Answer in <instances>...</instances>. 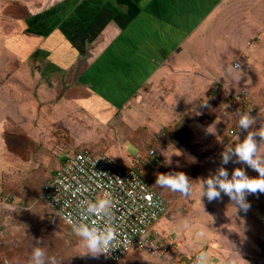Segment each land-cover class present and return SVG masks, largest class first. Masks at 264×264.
Masks as SVG:
<instances>
[{
    "label": "crops",
    "instance_id": "1",
    "mask_svg": "<svg viewBox=\"0 0 264 264\" xmlns=\"http://www.w3.org/2000/svg\"><path fill=\"white\" fill-rule=\"evenodd\" d=\"M75 1L53 0L48 9L43 8L31 14L34 17L62 3L66 6ZM89 3L91 5L94 3L95 6L93 23L101 25V28L94 29L95 38L90 35L91 32H87L85 37H80L82 48L78 53L75 51L71 61L65 60V52L70 51L66 42L64 49H60L63 52L61 57L56 55L54 49H47L49 42L51 46L55 45V41L65 38L60 27L61 21L53 22L55 29L47 36L45 34L48 30L40 31V34L36 32V35L34 31L36 26L35 29L22 27V32L32 41L25 46L31 49L20 53V60L11 68V77L20 78V82L6 81L8 87L5 90L0 85V114L5 110L2 106L17 101L23 105H30L32 110L35 107L39 108L42 92L39 82L33 75L34 67L30 65L31 62L27 63L33 47H36L37 57H46L48 63L53 65L50 67L63 74L61 79L57 78L61 84L56 90L58 99L116 106L109 112L105 111L109 114L107 117L111 114L116 115L127 120L130 123L128 126H132L139 123L140 115L146 117L151 111L166 113L170 106L166 102L167 98L176 95L175 106L182 119L189 116L191 109L201 111L208 109L212 113L210 119L212 128L214 126L220 128V120L229 119V127L233 126L237 130L235 146L249 133H253L258 145L256 156L264 162V138L259 135L264 131V75H262L264 71L262 73L251 71L248 74L233 72L241 67V62L236 57L232 59L231 64H228V61L225 66L218 67L215 59L218 54L215 51L219 46L214 48V41H218V37L215 36L223 34L219 31L222 27L227 28L224 32L230 35L229 41L243 40L247 46H250L251 42L258 44L264 41V0L255 3L251 0H89ZM64 32L69 40L73 38L70 33L72 28L68 24ZM197 34L202 36L207 34L202 39L211 44L209 47L201 46V54L207 57H203L205 59L202 60L194 59L196 67L193 66V69L188 71L185 58L197 55L199 46L194 43ZM13 35L15 38L10 39L17 42V33ZM224 39L228 41L226 35ZM191 43L193 44L190 46ZM206 47L207 50H212L206 52ZM80 59L84 60L85 66L82 79L86 78L88 84L71 85L70 81H65L67 68L78 63ZM235 61L240 62L239 66H233ZM261 67L264 69V65ZM190 72L198 75L191 81L190 78L185 80L184 74ZM93 88H96V93ZM241 88L246 90L245 100L256 113L249 115L254 123L248 129L239 127V118L245 114L238 104L237 106L234 104L231 95ZM192 95H196V99L190 100ZM142 106H148V109ZM220 115L226 118H220ZM45 116L52 126L58 124L56 118L50 114ZM226 131L219 132L215 140L211 139L214 151L221 147V135L226 134ZM62 161L63 158L57 167ZM214 164L215 167H207L206 172L200 174V181L198 179V182L196 180L189 182V191L192 193L190 196L178 193L175 203L178 202L177 204L185 208L184 210L173 212L174 203H169L165 199L170 210L164 217L167 218V230L163 231L174 236L180 251L186 255L193 253L198 257L201 253H206L211 256L206 264H255L257 259L254 260L248 251L242 250L252 245V248L254 245L258 246L250 235H257L260 238L258 242L264 243V193L246 194L245 200L250 207L247 212H243L236 211V205L223 191L219 199L212 201L208 200L206 193L201 196L200 191L202 188L206 190L207 178L224 179L219 174H214V171H226L228 179L232 178L236 168L242 169L250 177L258 176L259 173L247 163H241L235 153L229 157L223 169L218 168L217 162ZM201 231L204 233L203 236L200 235ZM126 257L117 264H121ZM182 258V264H191L193 260L184 255ZM160 262L170 263L164 259Z\"/></svg>",
    "mask_w": 264,
    "mask_h": 264
},
{
    "label": "rangeland",
    "instance_id": "2",
    "mask_svg": "<svg viewBox=\"0 0 264 264\" xmlns=\"http://www.w3.org/2000/svg\"><path fill=\"white\" fill-rule=\"evenodd\" d=\"M251 1L255 3L258 0ZM51 3L53 0H0V85L4 87V90L10 81L20 82V78L11 77V68L16 61L20 60V53L23 54L30 48L25 44L32 42L29 40L30 37L22 32V27L34 28L41 23L40 29L38 26L35 27L36 30L33 29L35 34H40L41 30L47 31L42 24L44 20L37 15L33 17L31 13L43 8L48 9ZM250 21L253 22L252 19ZM225 30L227 28L222 27L219 31L223 34L215 36V38L218 37V41H214V48L219 46L215 51L218 54L215 56L217 66H225L228 61V64H231L232 59L236 57L241 62V67L233 72L262 73L264 71L261 69L264 65V41L258 44L251 42L250 46H247L243 40L232 42L229 41L230 35L226 34ZM16 33L17 42H14L10 38H15L13 34ZM94 35H92L93 38L96 37ZM224 35L228 41L223 40ZM203 36L197 34L194 41L195 45L199 46L197 55L185 58L188 71L192 70L193 66L196 67L195 60L207 57L201 54V46L209 47L211 42L203 41ZM73 43V50L78 53L83 43L77 41ZM36 49L38 48L33 47L32 55L27 63L31 62L30 65L34 67L33 75L39 82L42 92L39 108L35 107L32 110L30 105H23L17 101L2 106L5 110L0 114V194H9L14 201L24 206L15 218L12 232L0 236V264H33L32 250L36 247L45 251L44 264H117L102 254L98 256L89 254L83 238L66 225L54 209L40 199L41 187L52 178L60 159L64 160L75 151L88 149L91 152L104 153L122 168H128L132 165L137 151L154 148L156 154L147 157V162L140 170V174L164 199L174 203L172 211L177 212L185 209L179 206L178 202L175 203L179 192L156 185L157 176L162 173L182 172L189 182L193 180L198 182L200 174L206 172L207 167H215L214 163L217 162L218 165L219 157L226 155L223 145L218 150H213L214 143L211 139L215 140L221 131H228L230 120L220 115V118H226V120H220V128L216 126L212 128L210 126L212 113L208 109L204 111L191 109L189 116H184L182 119L181 113L175 106L177 97L174 95L167 98L166 102L171 107L169 106L166 113H154L149 109L151 112L146 117L140 115L137 125L128 126L130 123L123 118L112 116V114L107 117L109 114L106 112L116 106L58 99L56 90L61 84L57 78L61 79L63 74H59L54 67H50L53 65L48 63L46 57H37ZM83 63L84 60L80 59L78 63L67 68L66 82L70 81L71 85L88 84L86 78L82 79L85 68ZM197 75L198 73L190 72L184 74V79L190 78L189 81H191ZM242 75L245 76V74ZM167 83L169 84V79ZM93 91L96 93V88H93ZM191 99H196V95L190 96ZM13 101L16 100L13 99ZM237 103L234 104L237 106ZM142 107L148 109V106ZM46 114L56 118L58 124L52 126ZM224 135L225 133L221 137L223 138ZM236 141L233 149L236 147ZM233 153L228 156L230 157ZM219 173L214 171V174ZM191 194L189 191L184 196ZM164 217L158 220L154 229L171 240L168 251L160 257L146 251H133L126 255L121 264H163L160 262L163 259L169 260V264H182L183 255L189 259H197V254L186 255L180 251L174 236L163 231L167 230V218ZM249 237L254 238L258 246L254 245L252 248V245L251 248L246 247L242 251H248L249 256L254 257V260L257 259V264H264V243L258 242L260 238L257 235Z\"/></svg>",
    "mask_w": 264,
    "mask_h": 264
},
{
    "label": "built area",
    "instance_id": "3",
    "mask_svg": "<svg viewBox=\"0 0 264 264\" xmlns=\"http://www.w3.org/2000/svg\"><path fill=\"white\" fill-rule=\"evenodd\" d=\"M233 66L237 67L239 63L235 61ZM231 95L244 114H256L245 100V89L241 88ZM236 135L237 130L232 126L222 138L224 154L234 152ZM155 154L154 148L139 150L133 157L132 165L122 168L104 153L88 149L75 151L62 161L52 178L43 183L39 197L75 233L83 226L101 232L114 229L115 247L109 253H101L111 262L117 263L133 251H146L160 257L168 251L171 240L159 234L154 227L170 207L140 174L147 157ZM225 165L224 157H219L218 168ZM100 199L109 201L106 209L100 214L89 212V205ZM23 207L11 195L0 194V225L5 218L8 220L6 227L12 228ZM190 263L197 264V259Z\"/></svg>",
    "mask_w": 264,
    "mask_h": 264
},
{
    "label": "clouds",
    "instance_id": "4",
    "mask_svg": "<svg viewBox=\"0 0 264 264\" xmlns=\"http://www.w3.org/2000/svg\"><path fill=\"white\" fill-rule=\"evenodd\" d=\"M239 127L248 129L253 123V119L249 115H241L239 118ZM259 135L264 138V131ZM258 149L257 142L254 139V134L249 133L247 137L234 149V153L239 157L241 163H247L253 170L259 173L258 176L250 177L242 169L236 168L232 173V178L228 179V173L221 170L219 175L224 179L214 180L207 179V188L201 189L200 194L206 196L209 201L220 198V193H226L232 202L236 205V211L247 212L250 205L245 200L246 194L264 193V162L256 156ZM232 151V150H230ZM229 156H224V162L227 163ZM155 184L168 188L173 192H179L187 195L189 193L190 184L187 176L180 172L176 174H159ZM109 205L107 199H100L97 203L89 205L88 211L96 214L102 213ZM78 236L85 241V247L92 256H98L101 253H109L115 247L116 232L114 229H107L103 232L86 226L76 230ZM200 235L204 233L201 231ZM45 251L42 248L36 247L32 250L33 264H44ZM210 257L206 253H201L197 257V264H206Z\"/></svg>",
    "mask_w": 264,
    "mask_h": 264
},
{
    "label": "trees",
    "instance_id": "5",
    "mask_svg": "<svg viewBox=\"0 0 264 264\" xmlns=\"http://www.w3.org/2000/svg\"><path fill=\"white\" fill-rule=\"evenodd\" d=\"M95 6L94 3L91 5L89 3V0H76L73 4H67L66 6L62 3L60 6L53 8L52 10L45 11L43 13H40L37 15L41 20H44L42 24H44V28H47L46 36L51 33L53 29H55L54 23L56 21H61V29L63 30V35L65 36L64 39H61L59 41H55V45L48 43V46H46L47 49H54L57 53L56 55L62 56L63 52L60 49H64V42L68 44V48L70 51L65 52V60L70 59V61L73 59L72 55L75 54L76 50H73V42L77 41L79 42L80 37H85V34L87 32H91L90 35H94L97 29L101 28V25H95L94 18H95ZM55 18V19H54ZM40 24H38V27L40 29ZM69 25L72 28V39L69 40L66 33L64 32V28H66V25ZM37 26V25H36ZM89 30H88V29ZM32 29V27H31ZM96 29V30H94ZM75 30V31H74ZM93 30V31H91ZM41 32H43L41 30ZM89 34V33H88ZM58 49V50H57ZM68 55L70 58H68Z\"/></svg>",
    "mask_w": 264,
    "mask_h": 264
},
{
    "label": "water",
    "instance_id": "6",
    "mask_svg": "<svg viewBox=\"0 0 264 264\" xmlns=\"http://www.w3.org/2000/svg\"><path fill=\"white\" fill-rule=\"evenodd\" d=\"M8 223V220L3 218V223L0 225V236L10 234L12 231V228H7L6 225ZM6 227V228H5Z\"/></svg>",
    "mask_w": 264,
    "mask_h": 264
}]
</instances>
